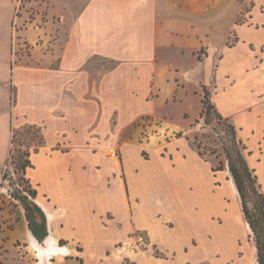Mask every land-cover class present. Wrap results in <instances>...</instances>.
<instances>
[{"label": "rangeland", "instance_id": "1", "mask_svg": "<svg viewBox=\"0 0 264 264\" xmlns=\"http://www.w3.org/2000/svg\"><path fill=\"white\" fill-rule=\"evenodd\" d=\"M66 1L0 0V169H5L12 179L11 185L7 181L0 183V264H38L40 260L30 245L25 247L16 238L15 232L19 231V223L24 220L22 205L10 196L14 188L20 189V173L8 154L16 147L28 148L34 157L36 166L28 169L27 175L39 190L38 202L48 207L54 218L62 221L69 218L68 229L77 238L100 239L94 242L92 249L86 247L84 251L81 245H77L66 255L58 253L50 260L42 258L41 264H158L155 257H166L175 264H212L222 254L215 251L212 255L210 250L215 248L227 253L236 248L227 264H242L244 252L247 264H256L254 232L241 211L239 195L240 214L237 216L235 199L229 187L232 181L229 171L226 166L220 171L210 168L223 160V156L207 152L200 158L192 141L197 134L203 145L221 153L219 137L222 132L212 129L215 123L204 125L201 119L199 123L194 121L200 111L199 93L195 90L200 83L213 89L216 80L218 89L214 102L220 109L227 112L235 106L242 107L233 112L245 115L236 118V122L242 124L238 134L247 147L246 159L255 170L264 194V155L261 150L264 93L258 94L254 104H249L264 87V46L260 52L263 62L253 73L244 71V67L260 58L254 54L228 56L226 63L229 65H225L221 73L215 71L217 62L212 53L203 62L186 55L168 56L163 60L167 69L164 67L161 72L160 94L159 87L151 81L144 106L140 96L145 93L146 82L132 76L126 67L114 76L119 81L111 101H117L120 107L105 104L103 99L106 96L96 94L94 89L81 92L82 85L96 86L103 74L117 66L115 61L98 55L82 65V76L73 79L70 94L60 95L61 101L69 100L74 113L60 107L54 112L53 104L37 107L27 101V97L17 104L10 102L8 64L12 58L15 62H28L34 55L43 59L46 68L57 67L65 38L63 24L69 13L64 8ZM250 1L254 0H249L235 19L247 18ZM259 9L264 12V6ZM255 18L264 22V16ZM230 29L227 41L237 40ZM261 29L260 26L259 32L254 34L251 28L245 27L241 34H237L253 38L254 46L264 45V27L263 31ZM240 42L242 46L246 45L245 41ZM199 52L202 55L204 50ZM170 65L179 68L174 77V68ZM184 70L189 71L190 82L186 84L180 80ZM59 79L64 80L62 76L56 77L55 81ZM122 82H125L124 86ZM22 83L24 86L47 87L49 77H36ZM134 85L141 86L137 87L138 96L131 92ZM179 87H183V91H176ZM11 90L14 97L15 88L11 86ZM158 94L157 107L153 108L149 101ZM82 106L85 109H81ZM21 113L41 127L27 124L19 127L25 118ZM256 114L258 117L255 118ZM12 133L15 134L13 138ZM44 140L49 143L46 155L43 152L35 155L37 150H44L41 149ZM198 167L201 171L203 168L202 173H198ZM123 177L129 184L128 194L132 196L128 199L129 205ZM48 194L51 198H47ZM133 194L140 203L137 212ZM98 218H105V228L101 227ZM109 218H153L157 236L140 228L118 240L112 237L114 231L103 230L113 227ZM234 218H242V222L238 220L235 224ZM157 241L156 249L154 243ZM64 244V240H59L53 242V247L58 249ZM174 249L181 253H177L175 259Z\"/></svg>", "mask_w": 264, "mask_h": 264}, {"label": "crops", "instance_id": "2", "mask_svg": "<svg viewBox=\"0 0 264 264\" xmlns=\"http://www.w3.org/2000/svg\"><path fill=\"white\" fill-rule=\"evenodd\" d=\"M248 1L249 0H68L64 5V8L69 11L67 17L65 16L66 19L63 24L65 38L61 53L57 58V67L46 68V66H43L45 64L43 59L37 58L34 55L29 58L28 62L23 60L15 62L12 58L10 64H8L11 77L9 80L11 83L9 91L10 102L14 101V103L17 104L22 98L27 97V101L29 100V102L40 108L43 105L46 106L53 104L54 112L58 107H60L61 110L69 109L73 112L69 100L61 101L60 95L70 94L73 79L78 77V75L82 76L83 70H80V68L94 55L111 59L117 63V66L103 74L102 77L96 81V86L88 88L87 86L82 85L81 88H83V91L81 90V92H84L85 89H94L96 94L106 96L104 97L103 102H105V104L108 103L110 107H120L118 103H116L117 101L113 103L111 99L114 98L113 93L118 89L117 84L119 80L116 81L114 76L125 67L128 68V72L132 76H136L138 79H144L146 82L144 85L145 93L140 96L143 100L142 103L144 106L145 95L148 92V87L151 81H153L154 86H160L161 72L164 71V67L167 69V64H165L163 60L168 56L186 55L195 58L198 62H203L212 53L217 62V68L215 71L218 73L223 72V67L225 65H229L226 63V58L233 54L239 53L243 56H252L254 54L255 57H260V52L263 51L264 45L257 44V46H254L255 40L253 38H246L243 35L238 36L237 34V32L241 34V30L245 27L251 28V31L254 34L259 32L258 28H260V26L262 27L261 31H263L264 22L257 20L255 16H264V12H261L259 9L261 5L264 6V0L250 1L249 9L246 10V12L249 13L247 18L244 19L243 23H235V17L243 11ZM229 29L237 38V41H235L234 45L231 47L226 45L229 37ZM240 40L245 41L246 45L242 46ZM250 45L254 48H251ZM201 49L204 50L202 55H200L199 52ZM261 62H263V58L260 57L257 60H254L252 64L246 65L244 71L253 73L254 69L258 68ZM170 66L174 68V71L172 72V77H174L178 73L176 71H178L179 68L176 65ZM183 75L184 76L181 77L180 80L185 81V84L189 83V71L184 70ZM47 76L49 77L47 87H39L38 85L24 86L22 83L25 80ZM62 76L64 79L63 81L60 79V81H55L56 77L61 78ZM226 76L230 77L229 74ZM230 80V82L233 83V79L231 78ZM215 81L216 80H214L213 84L215 87L210 89L213 102L214 94L218 89V85L215 84ZM124 84L125 82L121 83L122 86H124ZM201 85L206 84L200 83L199 88L195 90L196 93H199V100L201 97ZM228 85L230 86V84ZM11 86L15 88L14 97L11 95ZM137 87L141 88V86L134 85L132 86L131 91L132 93H136V96H138ZM182 88L179 87L176 91H183ZM160 90L161 88L159 87V94ZM85 92L87 93V91ZM263 93L264 87H262L261 90H259V93L255 95L256 99L254 102L249 104H254L258 99V94ZM159 94L154 100L149 101L150 104H153V108L157 107V97ZM214 104L218 111H221L220 113L223 116L234 122L238 133V129L242 124L236 122V118L239 117V115L244 114L238 113L235 115L233 112L242 107L235 106L232 110L226 112L220 109L221 107H219L216 102H214ZM81 109H85V107L82 106ZM20 115L22 118H25L22 120L19 127L26 124L35 125L39 128L41 127L38 123L36 124L33 121H28L25 114L21 113ZM254 117L256 118L258 115L256 114ZM197 119H199V116L196 117L194 121ZM193 126L194 125L192 124V127ZM238 137L241 138L239 134ZM168 143L170 144L171 142ZM48 145L49 143L44 140L41 144V149L43 148L44 150H37L35 155H40L42 152L45 154L48 150ZM261 147L264 155V137ZM50 152H52V150ZM143 155L144 154H142V156ZM44 158L47 159L46 157ZM5 160L6 159L4 158V161ZM30 161L32 167L28 169H34L36 163L31 153ZM211 166L214 165H210V168ZM197 171L198 173H202L203 168L201 171L198 167ZM123 172L125 177H127L124 165ZM26 176L30 179L27 175V171ZM125 177H123L124 191L128 201L132 196L128 194L129 184ZM216 179H218V176ZM1 181L0 171V183ZM33 187L37 190L35 202L40 205L42 202H38L37 200L39 198V190L37 186L33 185ZM121 195L123 197V193H121ZM49 197L48 194L47 198ZM133 197L136 199L135 203L138 206H136L137 209L135 210V212H137L140 208V203H138V197L136 195L133 194ZM224 208L227 210V207ZM41 209L43 210L42 207ZM22 210L24 220L19 223V231H16L15 233L17 240L23 242L25 247H29L27 234L28 232L30 234L32 233L28 229L24 209L22 208ZM68 219L69 218H65L62 221L58 218H54L51 223L46 219L48 235H51L53 242L55 243L59 240H64V246H66L70 252L74 250L77 245H81L84 251L86 250V247L92 249L94 242H97L100 239L87 241L86 239L77 238L68 229ZM104 219L105 218H98L101 227L103 228H105L103 225ZM234 220L235 224H237L236 222H238V220L239 222H242V218H234ZM108 221L113 222L114 228L108 226L106 229H102L105 231H114L112 237H116L118 240L129 236L134 229L140 228L157 236L153 218H109ZM71 228L74 229L76 226L71 225ZM157 243H159V241L154 243L156 249L158 245ZM68 246L71 247L69 248ZM215 251H221L222 254L221 256L216 257L212 264H227L228 259L233 257L236 253V248H234L231 253L216 248L210 250L212 255L215 254ZM157 252L158 251H156V253ZM173 252L174 259L177 253L181 254L180 250L174 249ZM155 258L159 261L158 264H175L172 261L170 262L166 257ZM241 261L242 264H247L246 252H244ZM80 264L86 263L82 262ZM102 264L115 263L107 262Z\"/></svg>", "mask_w": 264, "mask_h": 264}, {"label": "trees", "instance_id": "3", "mask_svg": "<svg viewBox=\"0 0 264 264\" xmlns=\"http://www.w3.org/2000/svg\"><path fill=\"white\" fill-rule=\"evenodd\" d=\"M243 22L244 19H235V23ZM235 41H227L226 45L231 47ZM200 102L201 110L196 123H199L200 119L204 125L215 123L212 129L215 132H217V129L222 132V136L219 137L221 153H217L215 149L203 145L197 134L193 136L192 145L200 158H203L207 152L216 154L217 157L223 156V160H219L216 165L211 166V170L220 171L225 166L227 167L240 198L242 213L254 232L256 264H264V194L260 189L255 170L250 167L246 159L247 147L243 140L238 137L235 124L218 111L212 101L211 90L207 85H201ZM14 136L15 134L12 135V138ZM202 136L207 138L204 134ZM9 158L15 169L20 173V189L14 188L10 192V196L22 205L31 235L39 244H45L48 237L46 214H44L40 205L35 202L37 190L26 176L27 169L32 167L30 150L16 147L10 150ZM1 180L7 181L11 185L12 179L8 177L5 169H1Z\"/></svg>", "mask_w": 264, "mask_h": 264}, {"label": "bare ground", "instance_id": "4", "mask_svg": "<svg viewBox=\"0 0 264 264\" xmlns=\"http://www.w3.org/2000/svg\"><path fill=\"white\" fill-rule=\"evenodd\" d=\"M229 187H230V189H231V191H232V195H233V197H234V199H235L234 206H235L236 211H237V213H238V215H237V214H236V215L239 216V214H240L239 212H240V211L238 210V207H239V205H238V194H237L236 188L234 187L232 181H230ZM40 206L43 208V210H44V212H45V214H46V219H47V221H48L49 223H51L52 220L54 219L53 212H52L51 210H49L48 207H46V206H45L44 204H42V203H40ZM28 243H29V245L35 250L36 255H37L38 258L40 259V260L38 261V264H41V262H42V258H43V260H46L47 258L50 260V259L52 258V256H54V255H56V254L59 253V252H58L59 250L53 247V239H52L51 235H48V238H47L45 244H44V245H41V244H39V243L35 240V238H34V237L28 232ZM59 247H61V246H59ZM65 247H66V246H65ZM66 248H67V247H66ZM67 249H68V248H67ZM62 250L65 251V249H62ZM62 252H63V251H62ZM68 252H69V249H68L67 253H68ZM254 252H255V251H254V249H253V251H252V258H254V255H255ZM250 254H251V252H250ZM249 257H250V256H249ZM250 258H251V257H250Z\"/></svg>", "mask_w": 264, "mask_h": 264}, {"label": "built area", "instance_id": "5", "mask_svg": "<svg viewBox=\"0 0 264 264\" xmlns=\"http://www.w3.org/2000/svg\"><path fill=\"white\" fill-rule=\"evenodd\" d=\"M61 19H62V17H60ZM58 248V252L60 253V254H66L67 253V251H68V249L64 246V245H62L61 247H57ZM62 249H65V251L64 250H62ZM63 251V252H62Z\"/></svg>", "mask_w": 264, "mask_h": 264}]
</instances>
